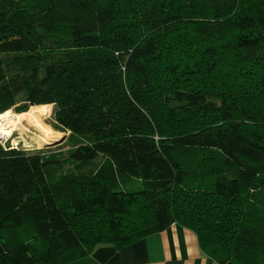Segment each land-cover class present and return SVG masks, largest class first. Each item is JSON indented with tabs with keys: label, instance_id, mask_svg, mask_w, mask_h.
<instances>
[{
	"label": "trees",
	"instance_id": "obj_1",
	"mask_svg": "<svg viewBox=\"0 0 264 264\" xmlns=\"http://www.w3.org/2000/svg\"><path fill=\"white\" fill-rule=\"evenodd\" d=\"M42 104L67 139L0 144V264L174 223L264 264V0H0V114Z\"/></svg>",
	"mask_w": 264,
	"mask_h": 264
},
{
	"label": "crops",
	"instance_id": "obj_2",
	"mask_svg": "<svg viewBox=\"0 0 264 264\" xmlns=\"http://www.w3.org/2000/svg\"><path fill=\"white\" fill-rule=\"evenodd\" d=\"M92 257L95 264H221L201 248L192 229L179 223L122 249L98 245Z\"/></svg>",
	"mask_w": 264,
	"mask_h": 264
},
{
	"label": "bare ground",
	"instance_id": "obj_3",
	"mask_svg": "<svg viewBox=\"0 0 264 264\" xmlns=\"http://www.w3.org/2000/svg\"><path fill=\"white\" fill-rule=\"evenodd\" d=\"M54 107L53 104H42L31 106L28 111L21 113L14 112L12 109L2 112L0 114V141L13 138L14 132L17 130L29 132L30 128L28 129L26 124L37 130L38 145L35 148H41L44 144L53 141L58 136L60 137V132L43 121L44 117L54 113ZM14 144H19V140L15 139ZM26 146L32 145L28 143Z\"/></svg>",
	"mask_w": 264,
	"mask_h": 264
},
{
	"label": "rangeland",
	"instance_id": "obj_4",
	"mask_svg": "<svg viewBox=\"0 0 264 264\" xmlns=\"http://www.w3.org/2000/svg\"><path fill=\"white\" fill-rule=\"evenodd\" d=\"M14 112H17L14 108H11ZM53 119H54V113L52 114H49L47 115L46 117L43 118V121L45 123H47L48 125H50L54 130H56L53 125H52V122H53ZM26 127L29 129L30 128V131L29 132H22L20 130H17L14 132V135H13V138H9L7 140H2V144L5 145L7 143V141L9 140V143L10 145L12 146H22L24 148H35L37 147V130L31 126V125H27L26 124ZM60 132V137L58 136L56 139H54L53 141L47 143V144H44L43 147L44 148H50V149H53V150H57L59 147H62V146H65V142H66V139H67V135L68 133L66 132H61V131H58ZM23 133V134H21ZM15 139H18L19 140V144L15 145L14 144V140ZM61 140V142L59 143V141ZM30 143L32 146H29L27 147L26 145ZM64 149H66L67 147H63Z\"/></svg>",
	"mask_w": 264,
	"mask_h": 264
},
{
	"label": "water",
	"instance_id": "obj_5",
	"mask_svg": "<svg viewBox=\"0 0 264 264\" xmlns=\"http://www.w3.org/2000/svg\"><path fill=\"white\" fill-rule=\"evenodd\" d=\"M61 142V140L59 141V143ZM2 143V141H0V144Z\"/></svg>",
	"mask_w": 264,
	"mask_h": 264
}]
</instances>
